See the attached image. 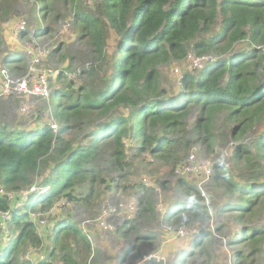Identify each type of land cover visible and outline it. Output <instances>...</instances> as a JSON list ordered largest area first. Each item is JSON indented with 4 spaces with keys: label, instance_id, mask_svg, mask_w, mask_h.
<instances>
[{
    "label": "trees",
    "instance_id": "16d2710c",
    "mask_svg": "<svg viewBox=\"0 0 264 264\" xmlns=\"http://www.w3.org/2000/svg\"><path fill=\"white\" fill-rule=\"evenodd\" d=\"M9 1L0 0V14ZM37 5L40 23L60 11L68 13L76 40L87 47L92 60L79 71V84L67 78L68 69L58 73L57 78L66 79L53 89L50 101L58 128L48 122L33 129L0 126V235L7 234L0 241V264H32L21 255L26 246L44 244L34 215L50 211L60 199L77 201L81 196L75 191L84 184L82 200L93 197V182L101 177L92 162L103 148L110 149L109 160L116 165L123 162L130 142L138 151L176 165L190 147L191 118V134L208 148L219 114L230 128L225 130L230 139L258 131L251 144L233 147L228 164L214 166L213 179L235 198L224 206L239 219L264 203V52L259 48L264 44V0H97L90 9L83 0H37ZM217 16L220 29L198 39L211 30ZM44 26L40 32L46 33L50 28ZM26 35L20 31L21 37ZM243 41L250 42L249 48L234 52ZM189 49L213 57L197 76L183 75L181 91L168 94L161 87L160 66L183 60ZM25 62V54L13 53L3 64L18 71ZM231 162L238 179L225 167ZM34 184L37 188L29 191ZM22 191L28 193L17 206L9 193L22 200ZM190 197L191 202L177 203L172 210L206 215L199 191ZM50 221L52 250L37 264H52L48 259L57 256L60 264H79L78 251L68 241L89 253L87 231L59 213ZM253 232L264 238L261 227L243 230L237 239L258 241ZM198 242L204 243L202 236Z\"/></svg>",
    "mask_w": 264,
    "mask_h": 264
},
{
    "label": "rangeland",
    "instance_id": "374dc122",
    "mask_svg": "<svg viewBox=\"0 0 264 264\" xmlns=\"http://www.w3.org/2000/svg\"><path fill=\"white\" fill-rule=\"evenodd\" d=\"M83 2L90 9L97 0ZM37 6V0H10L6 3L5 12L0 14V126L7 124L33 129L42 123H55L51 116L52 94L48 99L18 94L13 85L6 87L1 70L20 81L46 73L53 91L66 81L64 77L57 78L61 70L68 69L67 78L79 84L83 80L79 71L92 60L87 47L76 40L68 13L60 11L56 18L50 17L51 20L40 23ZM220 22L221 17L217 16L211 30L207 34H199L198 39L217 32ZM43 25L50 28L46 33L40 32ZM20 31L27 35L21 37ZM249 46V41H243L236 45L234 52L246 50ZM259 48L264 52V44ZM13 53L25 54L24 69L11 71L3 64L4 59ZM211 57V54L197 56L189 49L183 60L171 59L164 63L160 66L162 89H166L168 94L178 93L183 75L188 72L197 76ZM111 65L112 62L110 68ZM6 89L8 92L3 93ZM23 107L25 111L21 110ZM193 120L191 118L187 124L190 147L176 165L164 163L148 152L138 151L133 142L127 144L121 165H116L109 160L110 149L103 148L92 162L101 177L93 182V197L85 202L82 200L87 191L84 184L75 191L81 196L77 201L60 199L50 211L34 215L44 244L41 247L26 246L21 257L30 259L32 264L47 257L52 250L48 238L50 218L59 213L62 217H70L88 233L89 253H82L70 242L72 240L68 241L73 250L78 251L79 264H264V238L253 232V238L258 236V241L241 242L237 239L243 230L264 227V203L239 219L224 206L235 198L224 191L221 182L213 179L214 166L228 164L233 147L252 142L258 131L241 140L230 139L225 135V130L230 128L219 114L213 122V145L208 148L191 134ZM225 167L238 179L239 171L235 170L232 162ZM204 168L210 170L207 181L200 173ZM36 188L34 184L29 191ZM195 191L200 193V204L207 211L206 215L193 217L172 210L177 203L191 202L190 194ZM21 193L22 200L9 193L17 206L23 204L28 192ZM170 211L173 214L168 216ZM1 216L7 218L5 214ZM129 224L133 228L129 229ZM1 227H5V223ZM143 235L152 236L145 239ZM200 236L204 243L197 244ZM6 238L7 234L0 235V241ZM48 260L52 264H60L58 256Z\"/></svg>",
    "mask_w": 264,
    "mask_h": 264
},
{
    "label": "built area",
    "instance_id": "2783aa9c",
    "mask_svg": "<svg viewBox=\"0 0 264 264\" xmlns=\"http://www.w3.org/2000/svg\"><path fill=\"white\" fill-rule=\"evenodd\" d=\"M2 74L4 75L3 76L4 84L6 83V87L13 85V87H15L18 94L32 96L39 99H48L51 94V90L49 87V80L46 73H40L34 79L33 77H28L22 79L21 81L13 79L11 75L7 76L3 70H2ZM4 84H3V89H4ZM7 92L8 89H6L3 93H7ZM21 110L25 111L26 108L23 107ZM53 127H56V125L53 124ZM190 158L192 159L193 156H190ZM187 170L191 171L192 169L187 168ZM194 172L197 173L199 171H194ZM203 172H204L203 173L204 176L208 178L210 174V170L204 168ZM206 178H204V180H206Z\"/></svg>",
    "mask_w": 264,
    "mask_h": 264
},
{
    "label": "clouds",
    "instance_id": "9594fccd",
    "mask_svg": "<svg viewBox=\"0 0 264 264\" xmlns=\"http://www.w3.org/2000/svg\"><path fill=\"white\" fill-rule=\"evenodd\" d=\"M3 71H4V69H3ZM6 71V70H5ZM1 73H2V70H1ZM2 76H4L3 74H2ZM51 90V94H52V89H50ZM51 94H50V96H51ZM49 96V97H50ZM52 124V127H53V124H55L56 125V127H53V128H57V124H56V122L55 123H51ZM197 173H199V172H197ZM200 173H202V176L204 177V178H206L205 176H204V172L202 171H200ZM209 176H210V174H209ZM209 176H208V178H209ZM204 178H203V180H204ZM208 178H206V180H204V181H207L208 180Z\"/></svg>",
    "mask_w": 264,
    "mask_h": 264
}]
</instances>
